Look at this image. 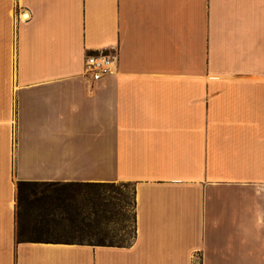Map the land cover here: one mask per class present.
<instances>
[{"label":"crops","instance_id":"obj_1","mask_svg":"<svg viewBox=\"0 0 264 264\" xmlns=\"http://www.w3.org/2000/svg\"><path fill=\"white\" fill-rule=\"evenodd\" d=\"M263 73L264 0H0V264H264ZM111 182L127 245L44 239L19 192Z\"/></svg>","mask_w":264,"mask_h":264},{"label":"rangeland","instance_id":"obj_2","mask_svg":"<svg viewBox=\"0 0 264 264\" xmlns=\"http://www.w3.org/2000/svg\"><path fill=\"white\" fill-rule=\"evenodd\" d=\"M30 190L58 198L48 204L61 224L44 228V239L98 245H127L133 239L131 184L44 183Z\"/></svg>","mask_w":264,"mask_h":264},{"label":"built area","instance_id":"obj_3","mask_svg":"<svg viewBox=\"0 0 264 264\" xmlns=\"http://www.w3.org/2000/svg\"><path fill=\"white\" fill-rule=\"evenodd\" d=\"M116 59L115 55L103 51L85 55V76L89 81L94 82L113 74L116 69Z\"/></svg>","mask_w":264,"mask_h":264},{"label":"trees","instance_id":"obj_4","mask_svg":"<svg viewBox=\"0 0 264 264\" xmlns=\"http://www.w3.org/2000/svg\"><path fill=\"white\" fill-rule=\"evenodd\" d=\"M86 184H96V183H86ZM97 184H99V183H97ZM35 185H37V184H35V183L34 184L33 183H19V192L20 191L22 192V190L23 191L26 190L28 194H42V193H37V192L30 190V188H32ZM42 195L48 196L50 198L48 201V203H50V204H52L54 202V200H58V198L56 196L54 197L53 195L52 196L45 195V194H42ZM56 209H58V205L56 206ZM52 210H53L52 205L49 206V204H47L43 207V213H42V219L44 222V225L42 228L43 233H44V228H48L52 225L59 226L61 224V219L59 218L60 216L56 214V216L54 217ZM66 220H68V219L66 218ZM52 241H63V240H52ZM73 242H77V241H73ZM80 243H82V242H80Z\"/></svg>","mask_w":264,"mask_h":264}]
</instances>
